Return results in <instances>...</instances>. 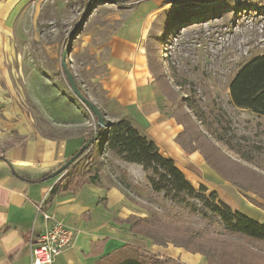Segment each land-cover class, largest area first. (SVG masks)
<instances>
[{"label":"rangeland","instance_id":"obj_1","mask_svg":"<svg viewBox=\"0 0 264 264\" xmlns=\"http://www.w3.org/2000/svg\"><path fill=\"white\" fill-rule=\"evenodd\" d=\"M89 1L16 0L4 13L1 88L23 120L45 136L92 134L95 118L73 93L62 66L71 39L66 61L77 84L109 120L122 117L113 109L109 86L114 36L123 31L128 49L140 50L148 62L159 110L182 126L177 137L181 154L163 148L196 188L207 187L206 195L216 191L233 206L232 192L226 190L233 187L248 208L264 213V116L237 107L230 95L240 68L264 54V0ZM141 26L146 28L142 33ZM131 34L139 35V41L130 43ZM131 113L139 124L135 109ZM96 150L88 152L82 171L101 172L99 180L121 187L148 215L220 232V225L207 228L200 212L154 191L144 169L128 171L114 152L102 158ZM127 258L141 259L135 245L97 264Z\"/></svg>","mask_w":264,"mask_h":264},{"label":"crops","instance_id":"obj_2","mask_svg":"<svg viewBox=\"0 0 264 264\" xmlns=\"http://www.w3.org/2000/svg\"><path fill=\"white\" fill-rule=\"evenodd\" d=\"M13 1L16 0H0V26ZM143 30L146 28L141 26L139 32ZM126 38L123 31L114 36L115 55L109 86L113 92V109L129 118L141 133L157 143L164 154L173 158L162 144L181 154L177 137L182 126L173 116H166L159 110L153 82L148 80L151 70L148 62L140 50L132 45L128 49ZM130 38V43L139 41L137 34H131ZM3 75L0 66V264H32L31 240L44 233L52 221H59L75 231L73 244L52 264H97L131 244L183 264H209L200 253L194 254L172 244L156 245L149 238L133 234L129 224L120 220L130 215L146 217L147 211L134 203L121 187L102 178L97 183H85L77 191L61 190L49 203L58 177H48L77 153L84 144V137H51L36 132L2 92ZM134 109L141 125L131 113ZM110 152L101 155L102 158ZM121 165L128 171H131L130 167L143 169L139 164L126 161ZM200 167L204 170L206 166L201 164ZM232 188L226 190L232 192L234 205L221 199L264 223V213L248 208ZM44 198L47 200L44 211L50 220L37 211V205Z\"/></svg>","mask_w":264,"mask_h":264},{"label":"trees","instance_id":"obj_3","mask_svg":"<svg viewBox=\"0 0 264 264\" xmlns=\"http://www.w3.org/2000/svg\"><path fill=\"white\" fill-rule=\"evenodd\" d=\"M122 1L135 3L140 0ZM208 1L210 0H204ZM79 88L89 97L80 86ZM230 95L237 107L264 116V54L240 68L230 84ZM101 111L105 116V111ZM94 118L92 134L84 138V143L98 132L100 138L84 151L80 159L55 184L49 203L61 190L77 191L85 183H97L100 177L97 170L90 168L87 172L82 171L85 157L93 148L99 150L100 155L112 151L126 162L141 165L154 191L163 193L174 204L185 205L205 216L207 228H214L216 225L222 227L216 234L205 233L192 225L165 221L153 214L146 217L130 215L120 221L129 224L133 234L149 238L156 245L172 244L194 254L200 253L209 264H264V223L240 210H234L218 197L216 191L206 195L207 187L204 184L196 188L175 160L165 155L157 143L141 133L129 118L120 117L111 121L105 116L104 127H99L96 116ZM102 137L105 139L101 146ZM231 182L237 185L236 182ZM137 249L141 259L127 258L119 264H183L172 258H161L141 246H137Z\"/></svg>","mask_w":264,"mask_h":264},{"label":"built area","instance_id":"obj_4","mask_svg":"<svg viewBox=\"0 0 264 264\" xmlns=\"http://www.w3.org/2000/svg\"><path fill=\"white\" fill-rule=\"evenodd\" d=\"M63 177H58L57 182ZM47 200L44 198L37 205V211L50 220L49 214L44 211ZM75 231L59 221H52L44 233L31 240L32 264H52L69 246L73 244Z\"/></svg>","mask_w":264,"mask_h":264},{"label":"water","instance_id":"obj_5","mask_svg":"<svg viewBox=\"0 0 264 264\" xmlns=\"http://www.w3.org/2000/svg\"><path fill=\"white\" fill-rule=\"evenodd\" d=\"M90 2L91 1H89V3ZM71 43H72V39L70 40L69 47L64 51L63 59H62L63 60L62 66L67 75L68 84L71 87L73 93L77 96V98L91 111L93 116H96L99 127H104L105 126L104 114L102 113L101 109L89 97L83 94V92L81 91L79 85L75 80L72 71L67 65L66 59H67V55L71 52L70 50ZM99 138H100V132H98L96 136L90 138L87 142H85L83 146L77 151L76 154H74L67 162H65L59 169L53 172L48 178H55L64 175L67 169L80 159L84 151L90 148L92 144Z\"/></svg>","mask_w":264,"mask_h":264}]
</instances>
